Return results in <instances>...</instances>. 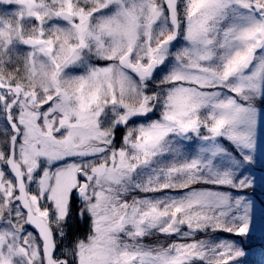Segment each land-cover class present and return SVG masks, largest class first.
I'll use <instances>...</instances> for the list:
<instances>
[{
	"label": "snow or ice",
	"instance_id": "1",
	"mask_svg": "<svg viewBox=\"0 0 264 264\" xmlns=\"http://www.w3.org/2000/svg\"><path fill=\"white\" fill-rule=\"evenodd\" d=\"M258 192L264 0H0V264H254Z\"/></svg>",
	"mask_w": 264,
	"mask_h": 264
},
{
	"label": "rangeland",
	"instance_id": "2",
	"mask_svg": "<svg viewBox=\"0 0 264 264\" xmlns=\"http://www.w3.org/2000/svg\"><path fill=\"white\" fill-rule=\"evenodd\" d=\"M257 195L259 199L264 200V194L258 192ZM249 259H251V261L254 259L255 264H261V261L264 260V257H262L261 251H259L258 248H254L252 254L249 256Z\"/></svg>",
	"mask_w": 264,
	"mask_h": 264
},
{
	"label": "trees",
	"instance_id": "3",
	"mask_svg": "<svg viewBox=\"0 0 264 264\" xmlns=\"http://www.w3.org/2000/svg\"><path fill=\"white\" fill-rule=\"evenodd\" d=\"M258 248V247H257ZM259 251H261L259 248H258ZM251 260V259H250ZM252 262H255L254 259L252 260ZM255 264V263H254Z\"/></svg>",
	"mask_w": 264,
	"mask_h": 264
}]
</instances>
